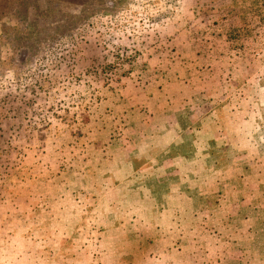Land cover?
Returning a JSON list of instances; mask_svg holds the SVG:
<instances>
[{
	"label": "rangeland",
	"instance_id": "rangeland-1",
	"mask_svg": "<svg viewBox=\"0 0 264 264\" xmlns=\"http://www.w3.org/2000/svg\"><path fill=\"white\" fill-rule=\"evenodd\" d=\"M139 122L191 145L193 217ZM259 179L264 0H0V264H264Z\"/></svg>",
	"mask_w": 264,
	"mask_h": 264
},
{
	"label": "crops",
	"instance_id": "crops-1",
	"mask_svg": "<svg viewBox=\"0 0 264 264\" xmlns=\"http://www.w3.org/2000/svg\"><path fill=\"white\" fill-rule=\"evenodd\" d=\"M196 122L197 120L192 121V123L194 124ZM153 125L155 127H153ZM139 128L140 129L135 134V136L138 137V141L136 142V147H135V152H134L135 157H138L139 155H141L142 152H140V149H143L141 141L145 139L146 137L152 138L151 140H155L156 142L159 143V145H157L156 143L153 144V147L151 148L152 159L147 163L145 168L143 167L144 168L143 171L145 172L151 171L150 175L147 177L148 181L145 183V185H148V184L151 186L155 185L157 186V188L160 185H162L163 187L162 191H159L158 189L157 191L159 193L161 192V195H166L170 199L171 197L175 198V204H179L181 207L185 208V211L187 212V214L193 217V199L191 198L192 197L191 194L193 190L196 189L201 183L200 181L197 180L195 173L194 175L192 173L191 164L194 161L195 157H194L193 150L191 149V145L189 147L186 141H182V137L179 134L180 132L175 133V129L174 131H171V128L169 127V125L159 127L158 124L155 125L154 123H151L147 126L146 123L143 124L142 122H139ZM148 128L150 129V131H154L156 128H161V129L159 130V133L155 135L149 134V136H146L144 134L147 132ZM171 132H173L174 134H172ZM184 144L186 147H189L191 149V154L187 155L186 159H185V156L181 154H177L178 153L177 149L181 148V146H183ZM147 151L148 150H146L145 153H147ZM166 156H167V159L169 157L172 159H179V162H180L179 164L180 168L179 169L177 168V170L173 169V172H175V175L173 176V178H169V179L165 177L162 173L160 174L156 173L158 171H161L162 168L165 167V164L162 163V161L166 160L164 159ZM185 163H187L188 166H186ZM204 168L207 169L208 167L204 166ZM153 169H156L155 172L153 171ZM249 175L247 177L244 176L243 178H240L238 182H244L245 180H249V178L251 177V175L250 176ZM247 184H250V183H245L244 185L245 188L249 186ZM258 184L259 185H254L255 187H258L257 193L255 191L253 192V194H258V195L251 196V198L253 197L255 198L254 201L256 202V204H253L251 208L257 207L258 205H260L261 199H263L264 197L261 195L262 191L264 194V188H262L261 179L258 180ZM158 192L155 194L158 195ZM235 198H238V196H235ZM250 203L252 204V201H250ZM249 210H250L249 208H245L244 206L237 212L238 214L235 217H237L238 215L244 212L247 214V212H250ZM242 218L243 220H245V215H243ZM248 218H246L245 221H247ZM245 221H243V223H245Z\"/></svg>",
	"mask_w": 264,
	"mask_h": 264
},
{
	"label": "trees",
	"instance_id": "trees-1",
	"mask_svg": "<svg viewBox=\"0 0 264 264\" xmlns=\"http://www.w3.org/2000/svg\"><path fill=\"white\" fill-rule=\"evenodd\" d=\"M27 8V6L23 9V11L25 12L26 9ZM248 36H250V32L248 31ZM193 199H196V198H194V195H193ZM210 199L211 198H208V200L206 199V203L207 204H204V206H205V208L207 209V210H209V216H213L214 218L212 219V221L213 222H215V221H218V218H217V216L216 215H222L223 214V212H221V211H217L216 210V206L217 205H220V204H218L216 201H210ZM212 205H211V204ZM210 204V205H209ZM212 207V208H211ZM212 211H215V212H212Z\"/></svg>",
	"mask_w": 264,
	"mask_h": 264
}]
</instances>
